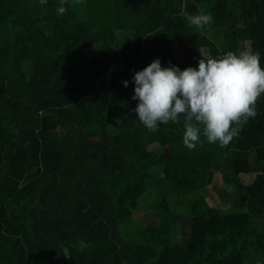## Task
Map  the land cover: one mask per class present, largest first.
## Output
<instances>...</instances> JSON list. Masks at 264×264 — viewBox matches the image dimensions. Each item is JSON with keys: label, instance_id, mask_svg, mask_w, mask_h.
<instances>
[{"label": "trees", "instance_id": "1", "mask_svg": "<svg viewBox=\"0 0 264 264\" xmlns=\"http://www.w3.org/2000/svg\"><path fill=\"white\" fill-rule=\"evenodd\" d=\"M57 6L0 0V264H264V94L223 147L189 150L182 115L146 128L131 111V77L157 57L248 51L264 67V0ZM217 175L225 206L207 201Z\"/></svg>", "mask_w": 264, "mask_h": 264}, {"label": "clouds", "instance_id": "2", "mask_svg": "<svg viewBox=\"0 0 264 264\" xmlns=\"http://www.w3.org/2000/svg\"><path fill=\"white\" fill-rule=\"evenodd\" d=\"M48 0H39L40 5ZM69 0H58L57 16L67 11ZM81 3L82 0H75ZM184 17L189 26L197 29L214 22L210 12L189 14ZM201 56L195 67L181 69L169 62L162 66L159 57L134 72L132 99L137 101L135 120L146 128L184 120L183 145L189 150L203 143L228 145L238 135V128L250 117L256 116L257 98L264 94V67L259 53L227 51L213 57ZM122 84L127 87L128 80ZM84 242L80 241L81 247ZM70 259V247L58 249Z\"/></svg>", "mask_w": 264, "mask_h": 264}, {"label": "rangeland", "instance_id": "3", "mask_svg": "<svg viewBox=\"0 0 264 264\" xmlns=\"http://www.w3.org/2000/svg\"><path fill=\"white\" fill-rule=\"evenodd\" d=\"M227 188L225 187V185L222 183L221 180V176L217 175V177L214 180V186L211 187L210 191H209V195L207 197V201L209 202V204L214 205V204H219L221 206H225L224 204H222L221 202L218 201V191H216V188ZM154 190V189H153ZM164 193H166V191H164ZM153 194V192H152ZM147 196H143L142 198H140V206L141 209L140 211L136 212L134 214V219H140V218H144V222L146 223V220H152L154 219V208H152L151 206H149L147 203H151L152 201L147 199Z\"/></svg>", "mask_w": 264, "mask_h": 264}]
</instances>
